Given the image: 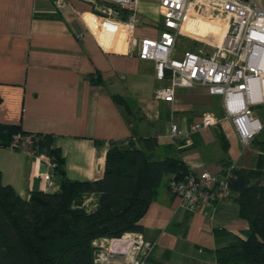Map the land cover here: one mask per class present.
<instances>
[{
    "label": "crops",
    "instance_id": "obj_1",
    "mask_svg": "<svg viewBox=\"0 0 264 264\" xmlns=\"http://www.w3.org/2000/svg\"><path fill=\"white\" fill-rule=\"evenodd\" d=\"M147 1L138 4L144 24L126 37L85 0H68L60 11L51 0H0V123L52 134L64 158L65 177L95 180L103 174L109 142L131 136L125 111L111 94L127 97L135 91L130 125L137 135L156 136L158 144L175 146L193 172L222 173L228 163L259 170L264 186V129L242 147L225 117L221 96L194 86L179 88L175 101L168 103L154 97L158 86L151 92L145 85L148 78L158 79L153 63L138 58L137 42L157 37L160 27L157 0ZM254 106L252 113L264 126V101ZM206 113H215L217 123L194 133L192 145L169 136L170 123L184 131ZM47 160L25 146L0 147L2 183L12 185L23 198L33 191L56 190L55 174V186L44 185ZM169 179H162L156 198L139 220L142 236L153 243L149 262L213 264V250L248 227L239 217L234 196L212 208L191 211L179 205L168 189Z\"/></svg>",
    "mask_w": 264,
    "mask_h": 264
},
{
    "label": "trees",
    "instance_id": "obj_2",
    "mask_svg": "<svg viewBox=\"0 0 264 264\" xmlns=\"http://www.w3.org/2000/svg\"><path fill=\"white\" fill-rule=\"evenodd\" d=\"M111 97L125 111L131 136L109 142L103 174L95 180L65 177L64 158L52 134L28 133L19 124L0 123V147L25 146L46 155L58 183L54 191H33L23 198L12 185L2 183L0 171V264H95V241L141 233L139 220L156 198L162 179H180L188 173L175 146L158 144L156 136L136 134L130 125L134 101L114 93ZM16 136L18 145L12 146ZM225 165L224 169L232 166L229 185L239 217L248 227L213 250V264H264L260 171Z\"/></svg>",
    "mask_w": 264,
    "mask_h": 264
},
{
    "label": "built area",
    "instance_id": "obj_3",
    "mask_svg": "<svg viewBox=\"0 0 264 264\" xmlns=\"http://www.w3.org/2000/svg\"><path fill=\"white\" fill-rule=\"evenodd\" d=\"M51 1L57 11L68 2ZM85 1L126 37L144 24L138 9L140 0ZM157 3L158 36H145L137 42L138 58L151 61L156 78L167 81L155 88L154 97L173 103L179 88L205 87L210 95L221 96L225 117L231 120L242 147H247L264 129L251 109L264 101V0H157ZM199 14L202 23L193 33L197 46L174 57L185 20ZM204 23H210L211 29L205 28ZM256 91L259 97H255ZM216 123V116L206 113L184 131L170 123L168 134L189 146L194 133ZM11 145H18V136ZM47 165L49 169L43 178L45 187L50 188L55 186L50 158ZM231 167L222 173L189 170L184 177L170 180L168 188L181 207L191 211L212 208L232 196L228 181ZM94 243L98 247L95 264H151L148 257L153 243L141 233L127 232Z\"/></svg>",
    "mask_w": 264,
    "mask_h": 264
},
{
    "label": "rangeland",
    "instance_id": "obj_4",
    "mask_svg": "<svg viewBox=\"0 0 264 264\" xmlns=\"http://www.w3.org/2000/svg\"><path fill=\"white\" fill-rule=\"evenodd\" d=\"M146 3H148V1L147 0H144ZM149 4V3H148ZM152 17H147V20L149 21L148 23H151V22H153L152 21ZM143 21H144V17H143ZM201 22V15L199 14V16L198 17H196V18H193V17H191V18H187L186 20H185V23H184V26H183V28H182V32H181V35H180V37L178 38V42H177V44H176V50H175V55H174V57H180L182 54H183V52L185 51V50H194V48L197 46L196 45V42H195V40L193 39V33L195 32V29H196V27H197V25L199 24ZM151 25L152 26H155V24L154 23H151ZM199 26V25H198ZM165 83V81H158V80H152V79H150V78H148L146 81H145V85L147 86V87H149L150 88V91L152 92V89L153 88H155V87H157V86H159V85H161V84H164ZM142 88L144 89V90H146V88H145V86H144V83L142 84ZM191 89V88H190ZM147 92V91H146ZM151 92L150 93H148V94H151ZM146 93V94H147ZM125 96H127V97H125L126 99H130V100H132V101H134V99L133 98H136V96H138V93L137 92H133V93H128L127 95H125ZM217 97H220L219 95H216ZM182 97H186V95L185 94H183L182 95ZM132 98V99H131ZM177 104H180L181 103V100H179V99H177V102H176ZM253 107V106H252ZM254 109H256L257 111L259 110L256 106H254L253 107ZM215 114V113H214Z\"/></svg>",
    "mask_w": 264,
    "mask_h": 264
},
{
    "label": "bare ground",
    "instance_id": "obj_5",
    "mask_svg": "<svg viewBox=\"0 0 264 264\" xmlns=\"http://www.w3.org/2000/svg\"><path fill=\"white\" fill-rule=\"evenodd\" d=\"M201 23H202V22H200L198 25H200ZM204 27H205V28H209V29H211V28H210V27H211V24H210V23H208V24H207V23H204ZM213 27L217 28L218 25L213 24ZM197 32H200V30L197 29ZM117 33H118V35H120V36L125 35V33H122V32H117ZM255 97H259L257 91L255 92Z\"/></svg>",
    "mask_w": 264,
    "mask_h": 264
}]
</instances>
